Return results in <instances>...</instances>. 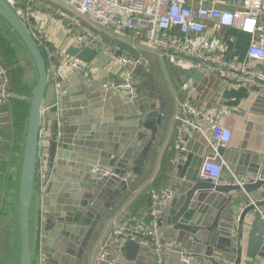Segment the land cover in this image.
Instances as JSON below:
<instances>
[{"label": "water", "instance_id": "1", "mask_svg": "<svg viewBox=\"0 0 264 264\" xmlns=\"http://www.w3.org/2000/svg\"><path fill=\"white\" fill-rule=\"evenodd\" d=\"M0 24L13 36L25 54L23 61L11 70H26V81L33 85L17 182L18 264H33L35 256L33 222L38 197L39 133L46 119L50 122V164L53 165L55 159L72 163L77 160L80 179L76 180L73 175L70 188L62 192L59 202H56V194L60 193L56 180L49 182L46 197L49 211L45 213L44 224H40L39 230L43 251L60 264H82L96 229L128 186L122 177L132 171L133 166H144L148 149L156 139L155 127L162 123L163 107L158 109L156 104L147 103L150 99L147 93H143L135 102L125 96L124 99L119 97L121 108L113 111V106L109 102L106 103L100 110L101 114L94 117L95 125L86 126L82 115H78V124L75 125L73 121V126H70L72 119L65 117V114L78 113L80 107L69 108L70 100L62 98L59 86L49 81L47 63L42 51L24 21L5 0H0ZM98 47L105 48V44H98ZM67 54L90 63L96 55V50H79L71 46L67 49ZM210 75L215 78L212 71L206 74L192 68L185 70L183 82L192 80L197 96L201 90L200 84ZM223 80L225 79H219ZM254 91L260 92L258 89ZM101 97L98 93L87 95L88 99L100 100ZM120 112H128L131 119L133 118L127 132L121 129L124 126L118 124L115 118L117 116L114 114ZM102 113L108 114L109 117H102ZM123 132L126 134L122 136ZM74 136L80 137L77 139L79 141H75ZM198 139L203 142L200 150L194 149ZM249 139L248 130L240 149L219 150L225 163L222 172L224 179L229 178L230 171L237 176L247 173L264 176V153L248 152ZM208 147L206 138L200 133H194L192 139L177 152L170 184L179 192V197L167 207L159 225L165 253L173 255L181 263L182 250L189 251L199 258L205 251L204 256L208 263L193 264H216V252L230 253L235 245H241L240 241H233L236 238L234 209L238 201L247 196V207L241 216L239 235L244 231L246 217L251 215L248 257L254 258L264 251V180L240 187L219 185L201 179L200 170ZM94 166L116 168L121 178L96 181L90 175V169ZM236 192L239 193L232 195ZM145 241L148 245L146 248L134 240L127 241L119 249L122 256L119 264H144L148 257L154 264L155 237L147 236ZM170 244H175L177 248L166 247Z\"/></svg>", "mask_w": 264, "mask_h": 264}, {"label": "built area", "instance_id": "2", "mask_svg": "<svg viewBox=\"0 0 264 264\" xmlns=\"http://www.w3.org/2000/svg\"><path fill=\"white\" fill-rule=\"evenodd\" d=\"M24 21L33 39L43 53L47 63L48 78L59 85L72 75H81L92 82L98 70L90 63L67 54L71 46L84 50L97 49L105 39L120 41L130 39L133 45L155 52L171 64L189 70L208 65L217 74L237 85L258 89L264 94V0H243L239 6L233 0H5ZM50 26L61 30L66 44H54L50 39ZM219 28L241 31L250 37L247 59L244 62L228 60L223 53L212 49L207 37ZM219 47V45L216 44ZM215 46V47H216ZM220 48V47H219ZM107 72L113 76L108 86L123 94L130 101L139 97L134 70L144 59L129 53L109 50ZM9 68L0 56V105L10 91ZM184 99L179 112L174 116L177 134V150L185 146L194 133L202 134L208 142V153L204 158L200 178L219 185H244L264 180V176L232 174L224 179V161L221 148H227L233 138V130L225 119L230 110L211 114L197 106L192 99L193 85H183ZM50 122L44 120L39 133L38 197L43 203L47 195L52 172L47 165ZM91 178L101 181L121 178L116 168L94 166ZM122 180L130 183L131 173ZM148 221L139 219L130 211L114 217L105 236L100 240L94 264H115L112 259L114 248L119 249L129 240L145 243L147 236L156 240L153 251L154 264H166L165 246L161 243L159 225L163 211L177 198L172 187L149 190ZM243 211L235 219L236 236ZM168 248L174 245L166 246ZM175 248V247H174ZM182 264L200 262L202 257L182 253ZM216 264H237V260L215 256ZM38 264H53L43 252L37 257Z\"/></svg>", "mask_w": 264, "mask_h": 264}, {"label": "crops", "instance_id": "3", "mask_svg": "<svg viewBox=\"0 0 264 264\" xmlns=\"http://www.w3.org/2000/svg\"><path fill=\"white\" fill-rule=\"evenodd\" d=\"M233 2L236 4V6H239L242 3V1L238 0H233ZM60 32L62 31L55 28L54 26H50L51 41L54 44H59L62 46L66 40L65 35L62 40L59 39ZM10 36L12 35L10 34ZM207 40L212 49L215 48L220 53H223L228 60L244 62L247 59V50L250 43V37L241 31L219 28L213 35L208 36ZM120 42L124 49H121L120 53L135 54L134 52L137 50L138 56H136L137 54L134 56L145 59L143 60L145 62H143L142 65L137 66L134 70L136 86L139 91V97L135 101H137L143 95V93H147L149 96L148 98H150L147 100V103L156 104L158 109L163 107V118L161 125H156L155 127L157 130L156 139L151 143V146L148 149L144 166L142 168L133 166L132 171L129 172L132 175V181L128 183V186L123 191L120 200L110 209L107 216L99 224L94 238L90 243L91 245L87 249V253L82 264H94L98 252L99 242L105 236L109 223L114 217L125 211H130L139 219L148 221L149 218L147 212L150 200L147 196L149 190L153 188H163L166 186L176 189L170 184V179L172 180L173 163L178 152L175 146L177 128L174 121V116L179 112L180 103L184 99L185 93L183 92V85L186 82H183V80L185 77V70L184 68L175 66L168 60L159 57V55L155 52L143 50L139 48V46L133 45L130 39ZM15 44L20 51L23 61L25 54L23 53L22 49L18 47L16 41ZM216 44L219 45L220 48L216 46ZM107 45L108 44H105V48L98 47L95 49L96 55L90 62V64L98 70L97 79L92 82H88L85 81L81 75H72L58 85L62 98H66L71 102L68 107H80V111H78V113L67 112L65 114V117L72 119V121L69 122L70 126H73V121L75 125L78 124L76 121L78 115H82L83 120L85 121L84 124L86 126L95 125L94 122L96 120L94 117L98 114H101L100 112L102 111L100 110H102L105 104L108 102L111 106H113V111H116L118 107L121 108L120 106L122 104L121 100H119V97L124 99V95L113 91L108 86L109 81L113 80V76L107 72V67L109 65V57L107 53L109 51L107 50L109 45ZM133 50L135 51L133 52ZM9 70L11 71V73L9 71L10 91L6 101L3 103V106L6 107V110L0 111V142L2 146L5 142H9L12 147L17 145V143L15 144V133L16 130L20 129L21 126V119H17V103L24 102L28 104V115L22 124V126L25 128L24 135L20 143H18V146H20L19 152L16 154V149L14 152L11 151V153L14 154V165H12V167H14L16 170L17 180L14 197L11 201L9 209L11 218L10 232L12 231L10 240V257H7L3 262V264H18L19 240L16 227L17 182L27 134L28 118L31 106L30 99L32 96L33 85L26 81V70H24L23 76L24 83L20 82L21 84H18L20 80L18 81V78H16L14 84L12 71H16L17 69L11 70L10 68ZM199 70L206 74L212 71L215 78L210 75L207 79L203 80L200 84L201 90L197 93V96H195L196 89L193 86V102L197 106L205 108L211 114L226 109L230 110L231 115L225 119V123L233 130V138L227 148L240 149L242 142L244 141L245 134L249 130L250 139L247 143L248 152L264 153V94L261 92H256L254 89L248 88L245 85H237L226 80L219 81L221 77L208 65L201 67ZM2 81L3 80L0 78V85L2 84ZM188 82H191L193 85L192 80H188L187 83ZM97 93L102 95L100 100L87 98V95H95ZM114 115L117 116L115 117L116 120H118L117 123L121 126H124L121 127V129H123L124 132H127L126 130H129L130 127L129 125L133 123V118L131 119L130 114L128 112L123 114L120 112L119 114ZM106 116L109 117L108 114L102 113V117ZM3 125L5 127L8 126L7 132H5V137L2 136L3 131H1ZM124 132L122 133V136L126 134ZM77 139H80V137L74 136V140L79 141ZM191 139L192 137L189 139V141ZM202 147V140H196L194 149L200 150ZM0 159L1 167V162L5 159L3 152H0ZM47 165L52 172L51 180H56V186H58V190H60V193L56 194V202H59L62 192L70 188L73 175L74 177L76 176V180L80 179L79 173H77L79 172L77 167L78 161L75 160L72 163L68 161L62 162L55 159V162L52 165L50 164V155L48 154ZM161 174L163 175V178ZM232 174L235 173L230 171L229 176H232ZM160 177L162 179H160ZM78 183L79 182L77 181V185ZM0 191L1 202L3 200V195L2 190ZM237 193L239 192L232 193V195ZM178 197L179 192L176 199H178ZM44 200L45 201L42 203L37 197L35 204V215L33 222V246L35 256L33 264H38L37 257L40 252H43L53 264H60L43 251L42 239L39 230L40 224H44L45 213L49 211V207L46 205V198ZM247 202V196L238 201L234 209L236 211L235 219L247 207ZM165 210L162 213L161 219L164 217ZM251 221V215L246 217L243 233L236 236V238L233 240L235 243L236 241H240V246L235 245L233 250L232 248L230 249L232 250L230 253H227L226 251H218L216 252V255L226 257L230 260L236 259L237 264H264V251H261L260 254L256 255L254 258L248 257ZM52 241L54 240L52 239ZM143 245L145 248L148 246L147 242L143 243ZM170 245H174V247L177 248L175 244ZM182 253L190 254V252L186 250H182ZM202 255L203 256L200 262L208 263V259L204 256L205 251L202 252ZM121 257L122 256L120 255L119 247L114 248L112 251V259L114 260L115 264H119ZM238 260H240V262H238ZM144 264H152V259L150 260L148 257V259L144 261ZM166 264L181 263L176 257L170 254L166 255Z\"/></svg>", "mask_w": 264, "mask_h": 264}, {"label": "trees", "instance_id": "4", "mask_svg": "<svg viewBox=\"0 0 264 264\" xmlns=\"http://www.w3.org/2000/svg\"><path fill=\"white\" fill-rule=\"evenodd\" d=\"M108 37L105 39L104 44H108ZM135 50H133L134 52ZM135 54L138 55V53L134 52ZM0 56L2 58V62L6 67L9 69L20 64L22 61V56L20 54V51L18 50L14 39L10 36V33L5 30L4 27L1 26L0 24ZM11 73V71H10ZM13 75V83L15 84V79L18 78V84H21L20 82L24 83V69L19 68L16 71H12ZM19 88V86H18ZM6 110V107L0 105V111ZM17 119H21V126L20 129L16 130L15 133V144L17 145L12 147V145L9 144V142H5L3 144V149L2 152L4 153V161H6L8 154L16 149V154L19 152L20 146H18V143L23 138L25 128L22 126L24 120H26L27 115H28V104L24 102H18L17 103ZM8 126H2L3 134L2 136L5 137V132H7ZM8 134V133H7ZM9 169V170H7ZM11 169V170H10ZM0 181L4 179L5 183L2 182L0 184V190H2V195H3V200L0 202V264H3L5 259L7 257H10V240H11V218H10V205L11 201L14 197L15 193V188H16V180H17V175H16V170L14 167L10 168L7 164L1 163L0 167ZM162 175V174H161ZM163 178V175H162ZM160 177V179H162ZM149 197V194L148 196ZM91 244H89L90 247Z\"/></svg>", "mask_w": 264, "mask_h": 264}, {"label": "rangeland", "instance_id": "5", "mask_svg": "<svg viewBox=\"0 0 264 264\" xmlns=\"http://www.w3.org/2000/svg\"><path fill=\"white\" fill-rule=\"evenodd\" d=\"M2 26V25H1ZM6 30V29H5ZM63 37H64V34L62 33V32H60L59 33V39L60 40H62L63 39ZM65 44H66V41L62 44V46H65ZM109 45V46H108ZM108 47H107V50H118V51H121V49H123V46H122V44H121V42H120V40H117V39H113V38H109L108 39ZM124 50V49H123ZM139 51V50H138ZM136 53H138L137 52V50L135 51ZM130 55L131 56H133V57H135L134 55H136V54H132V53H130ZM136 56H138V55H136ZM145 60V59H144ZM3 146L1 145V142H0V152H2V148ZM14 157V154L13 153H9L8 154V157H7V159H6V161H3L2 160V162L1 163H4V164H7L8 166H10V168H12V165H14L13 164V158ZM0 161H1V159H0ZM7 170H9V169H7ZM11 170V169H10ZM2 182L3 183H5V181H4V179H3V181H2V179H1V181H0V184H2ZM1 188V187H0ZM1 192V191H0ZM39 198V197H38Z\"/></svg>", "mask_w": 264, "mask_h": 264}]
</instances>
